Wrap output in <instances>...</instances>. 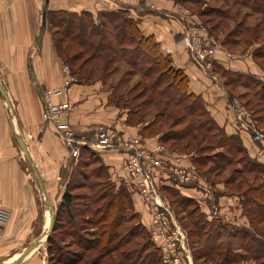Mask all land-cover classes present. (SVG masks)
Listing matches in <instances>:
<instances>
[{
	"label": "crops",
	"instance_id": "1",
	"mask_svg": "<svg viewBox=\"0 0 264 264\" xmlns=\"http://www.w3.org/2000/svg\"><path fill=\"white\" fill-rule=\"evenodd\" d=\"M235 4L249 6V1ZM185 7L173 0H0V80L14 113L11 116L0 97V262L13 261L16 257H11L20 254L47 228L46 217L38 206L44 197L45 214L46 210L49 214V205L54 212L51 198L60 190L59 179L66 178L70 162L76 163L77 160L70 155L53 124L42 121L44 89L57 91L52 95L53 102L69 103L71 111L65 120L76 135H84L91 140L95 126L104 124L115 128L124 138L140 135L144 145L151 148L162 143L160 133L147 134L142 132L140 124L126 122V111L109 102L110 91L103 81L79 83L69 80L68 71L63 69L55 53L50 33L42 29L44 8L77 13L89 11L94 18L101 11L126 9L140 32L152 36L162 52L170 56L172 65L184 72L188 92L201 98L211 119L226 135L238 137L240 147L249 158L264 165V153L258 154V147L263 145L253 142L250 133L233 120L234 108L241 103L230 96L223 79L227 75L232 77V81L247 75L263 76L249 50L239 55L238 50L231 53L221 44L215 47V54L205 62L204 69L198 68L189 57L186 34L191 29L201 35L207 34L201 31L199 19L192 17V12ZM16 133L25 145L28 160L13 141ZM82 147L100 161L106 179L116 187L123 185L127 188L132 209L138 214L141 224L148 228L151 206L129 183L123 170L124 154L111 149H93L86 144L80 145L79 149ZM160 157L167 165L192 163L191 155L169 147ZM32 167L37 171L40 185L33 180L36 178ZM165 177V174L158 176ZM158 192L171 209L167 195L174 192L183 202L194 200L205 222L221 221L230 229L248 227L249 219L240 201V193L228 192L217 185L194 188L165 183H160ZM214 208L217 209L216 215ZM14 248L21 249L11 256L9 253ZM34 250L15 264H21Z\"/></svg>",
	"mask_w": 264,
	"mask_h": 264
},
{
	"label": "rangeland",
	"instance_id": "2",
	"mask_svg": "<svg viewBox=\"0 0 264 264\" xmlns=\"http://www.w3.org/2000/svg\"><path fill=\"white\" fill-rule=\"evenodd\" d=\"M173 1L184 7L186 6L185 8L192 12V17H197L199 19V23H201V31L206 32L208 37L213 38L215 41L214 42L209 38L214 50L215 47L221 44V41L226 38L228 39V42L225 48L231 53H237L235 51L238 50L239 55H244L249 50L248 52H250L252 60L255 62V65L258 67L263 77L255 78L254 76H246L240 79L234 78V80L232 81V77L228 75L232 81V84L227 85V89L231 96L237 99L239 101V104L241 103L240 109L252 120L256 130L264 135V58L253 53L257 47H259L258 49L264 50V15L261 14V11H264V0L259 1L261 2V4H259L260 12H256L252 8L250 3L249 6L235 3H232L231 5L229 4L227 6V1L231 2V0H227L225 4L222 2V0ZM212 7H220L221 10H225V12L223 14L219 12H213L212 9L214 8ZM219 19H223V25L221 27L214 25ZM42 24V29H47L51 37L52 33H55L54 37L56 39L60 37V28L57 29L55 26H51L49 28L47 27V25H44V23ZM196 27L199 28L198 25ZM232 29H236V31L238 32L228 36V31L230 32L232 31ZM236 38L240 39L237 43L234 42ZM253 39L256 40L253 42L251 41ZM66 42L67 41L65 40L64 43ZM236 44L238 47L236 46ZM85 53L87 54V52ZM60 61L62 63L63 69L67 70L71 77H74L73 75H71L70 69H75L76 63H78L79 60H76L75 64H72V66L66 64L61 59ZM120 64L121 65L117 68V70H111L113 67L115 68V66L111 64L108 68V71L106 72L101 68L99 69L98 67L96 74H104L103 83L105 84L107 89L109 88L108 90L110 91V95H112L115 100L119 96V105L125 107V109H131V111L133 112L134 109L132 108H134L142 98L131 100V97L143 88L147 90L144 95L147 97V95L149 94V89L143 86L147 83V81L144 80L145 78L141 76L142 74L140 72L136 73L132 71L128 64H123V62H121ZM156 75L157 72L153 76H151V79L153 80ZM224 77L225 76H223V79L225 80L226 78ZM137 80L141 81V83H139L137 87L131 89V85H133ZM162 80L165 83V79L163 78ZM241 81H245V83L241 85ZM164 83L159 87L162 88L163 86H165ZM148 85L149 84H147V86ZM244 85H246V87ZM110 87H112L113 89H110ZM160 88L154 89V95L158 94ZM168 91H170L171 93L167 94L168 96L171 95L172 97L174 96L175 99H177L175 96L177 95V89L171 88ZM163 102L164 101H162V104L155 105V107H153V104H149L148 106H145L144 109L139 110L140 115H143L144 117L143 120L145 122L150 121L157 109H161V107L163 106ZM174 105L175 104L170 103L168 108L170 111L169 115H166L168 111H164L163 116L155 120L153 126H151L150 130L146 132H163L169 130L167 133L173 134V132L177 130H184V132H186L187 130V137L177 140H173L172 138L171 140H168L169 142L167 144L165 143V145L173 150L185 153L186 155H191L189 153H194L193 155H195V153L197 154V167L194 163L193 164L195 165L197 171L198 169L200 171V173L199 171L198 173L200 175L201 183L204 187L213 188L217 185L223 189H226L228 192H239L245 190L247 187L255 186L264 182V171H262L261 169L250 168L249 162L247 161L244 154L238 153L234 150L235 143L233 141H229L228 137L220 133V131L216 127L207 126L210 125V123H206L205 115L199 117L187 114L185 117L186 119H184L183 117V119H181V122H178L176 118L185 113V108L181 105ZM125 109L124 111H126ZM133 113H136L135 115H139V112L138 114L137 112ZM190 122H193L191 125L195 127L191 128ZM13 141L20 147L16 136L15 138L13 137ZM170 143L174 145L175 149L170 146ZM184 143H187L186 147H184ZM227 143H230V146H228ZM176 147H181L183 152L178 150ZM21 151L22 149L20 147V152ZM72 157H74L75 159L77 156ZM24 158L26 157L24 156ZM84 159H86V161L89 159L87 161L88 167L84 169L85 171L94 170L95 172H99V170H97L99 162L93 159L92 156H87L85 153H82L81 158L77 157L76 161L79 160L78 163L76 162L77 165L76 163H72L71 161L70 167L68 168L66 173V178L59 179L60 190L58 191V194L51 198L54 204V213L58 209L66 181L70 178H73V180L76 182L81 179H85L81 176L78 177L76 174V170H79L82 167ZM96 176H91L85 179L87 185H90L89 188H77L74 191L87 194L92 191L97 195L100 187L95 188L94 184L96 182H104L105 178L102 176ZM231 176L235 177V179L229 180V177ZM91 196L94 197L95 194H92ZM167 197V200L172 207L173 214H175L176 216V218L175 216L174 218L175 220L177 219L179 227L183 229L181 230L185 235V242L187 245L186 247L189 250L191 264H264V203L262 207L253 205L251 206V211H249V213L248 211L246 212L247 218L249 219V233L247 231V234L245 235L239 230L234 231L230 228L227 229L228 227L223 229L218 227L216 223H208L207 221L205 222V220L202 219V216L198 214V211L195 208V201L192 199L187 202H183L180 199L181 197L179 194H172L170 196L168 194ZM246 201L247 204L244 205L245 207L249 202L251 203L250 200ZM44 202L45 200L43 197L42 203L39 204L38 207L42 209V212L46 217L43 207ZM77 204L78 205L74 206V209H81L83 200L77 202ZM95 206L93 205L92 207ZM190 211L191 213H189ZM87 214L88 213H85V215ZM128 215L129 212L127 216ZM90 217L94 219V215L90 214ZM62 218L63 225L65 227L71 226L74 228L77 227V224L81 226L83 216L81 214L76 215L77 223H74L75 221H73L71 224H69L70 221L67 220L66 216H63ZM195 220L199 221V228L194 227L193 221ZM134 223V219H128V221L120 229L121 234H124L125 229L127 230V228L133 226ZM92 226L94 227V222L86 225L82 224V227L87 228V230H89ZM231 230L233 231L231 232ZM89 231H91V229ZM146 231V235L143 232L137 233V231L132 234L134 236H129L130 233L128 234L126 238L129 237V239H125V241H131L128 242V244L124 247L125 249H130L126 253H129L131 257L123 261L124 264H129L132 263L131 261H136L137 256H140V258L138 259V262L136 261V264H148V261L150 259L151 261H154L151 247L144 246L143 250H139V248L137 247V245L139 246L141 244L146 245L145 243L148 237H150L155 247H157V249L159 250V264H169L168 261L163 262V258L166 257L167 260H170L168 257L172 258V254H177V256H179L175 264H188L185 258V252L181 248L171 247L169 248V250H163V247H161L162 238L157 235L154 239L148 228H146ZM251 234L252 237H250ZM257 235L261 236V238L259 239ZM68 239L69 237L67 236L65 241H67ZM46 241L47 239H42L41 243L34 248L35 250L33 249L34 252H32L21 264H48L49 258L46 249ZM60 243L62 244V242ZM73 246L74 245H71L70 248H74ZM20 249L21 248H14L10 251L9 254L12 256L14 253L19 252ZM113 255L115 261H117V257L115 256V254ZM202 256H205L206 259L201 258ZM3 257L9 256L4 255ZM15 257L17 256L15 255L11 257V259ZM104 261L105 259L103 260V262ZM108 264H112V262Z\"/></svg>",
	"mask_w": 264,
	"mask_h": 264
},
{
	"label": "trees",
	"instance_id": "3",
	"mask_svg": "<svg viewBox=\"0 0 264 264\" xmlns=\"http://www.w3.org/2000/svg\"><path fill=\"white\" fill-rule=\"evenodd\" d=\"M226 1L227 0H222L224 4ZM242 1L243 0H231V2L227 1L226 5L228 6L232 3H241ZM245 1H249L252 8L256 12H260V0ZM212 8H214L212 9L213 12H219L221 14L225 12V10H221L220 7ZM43 13L44 25H47L49 28L51 26H55L57 29H61L60 37L57 39L54 37L55 33H52L53 46L57 56L66 64L71 66L72 64H75L76 60H79V62L76 63L75 69L70 67V73L74 76L76 82L88 83L94 80L103 81L104 74H96L98 67L106 72L112 64L115 68L113 67L111 70H117V68L121 65V62H123V64H128L132 71L136 73L140 72L142 74L141 76H143L145 78L144 80L147 81V83L143 86L149 89V94L147 97L144 96L147 90L143 88L131 97V100L142 98L141 101H139V103L132 108L134 109L133 112H137V114L139 112V115H135L136 113H133L131 109H125V107L120 106L119 96L115 100V98L110 95L109 102L112 105L126 110V122L130 124H140L142 127L141 130L144 133H155H148L146 131L150 130L151 126L155 123V120L163 116L164 111H168L166 115H169L170 111L168 108L170 103L175 104L174 106H184L185 113L176 118L178 122H181L183 117L186 119L185 117L187 114L199 117L205 115L206 123H210V125L207 126L216 127L220 133L228 137L229 141H233L235 143L234 150L238 153L244 154L249 162L250 168L261 169L264 171V165L249 158L244 149L240 147L237 136L226 135L224 131L214 122V120L211 119L204 108L201 98L194 93L188 92L187 76L184 72L172 65L170 56L165 55L162 52L159 44L152 36H145L140 32L136 21L129 17L126 9L119 8L116 10L101 11L97 14L96 18H94L92 13L89 11H81L77 13L66 10H47L44 8ZM261 14L264 15V11H261ZM214 25L221 27L223 25V19H219ZM237 32L238 31H236V29H232V31H228L227 34L230 36L231 34L233 35V33ZM65 40L67 41L66 43H64ZM239 40L240 39L236 38L234 42L237 43ZM255 40L256 39H253L251 41L254 42ZM227 42L228 39L226 38L221 41V45L225 47ZM258 48L259 47H257V50L255 49L253 53L264 58V50ZM85 52H87V54ZM156 72L157 75L152 80L151 76H153ZM225 73L226 72H224V74ZM227 76L224 80L226 86L232 84L231 79ZM163 78L165 79V83L162 80ZM139 83H141V81L137 80L130 88L133 89L134 87H137ZM163 83L165 86L160 88L159 86ZM243 83H245V81L240 82L241 85H243ZM147 84L149 85L147 86ZM111 88L112 87H110V89ZM156 88H160V91H158L157 95H154V89ZM171 88L177 89V95H175L177 99H175L174 96L173 98L171 95H167L171 94L170 91H168ZM162 101L164 102L161 109H157L152 119L145 122L143 120L144 117L143 115H140L139 110L144 109L145 106H148L149 104H153V107H155L157 104H162ZM192 123L193 122H190V125ZM193 127L195 126L191 125V128ZM168 131L157 132L160 133L159 138L163 144H167L169 142L168 140H171L172 138L173 140H177L187 137V130L186 132H184V130H177L174 131L173 134L167 133ZM186 144L187 143H184L185 146H183L186 147ZM227 145L230 146V143H227ZM170 146L174 148L172 143H170ZM176 148L183 152L181 147ZM82 153H85L87 156H92L93 159L99 162L97 167L99 172H95L94 170L85 171L84 169L88 167L87 161L89 159L87 161L84 159L82 167L79 170H76L77 176H81L86 179L97 175L96 177H104L105 181L101 183L96 182L94 184L95 188L100 187L97 195L92 191L88 194L74 191L77 188L90 187V185H87L85 179H81L76 182L73 178H70L66 181L61 195V201L57 211L54 213L52 228L46 241V249L49 258L48 264H108L110 262H112V264H124L123 261L131 257L129 253H126L130 249H125L124 247L131 241H125V239H129V237H126L129 233V236H134L132 234L136 231L137 233L143 232L146 235V228L139 221L138 214L132 209L127 188L123 185L116 187L113 183L106 179V173L102 164L93 154H91L89 150L82 147L79 149L77 157L81 158ZM189 154H191V162L196 165L198 163L196 159L197 154ZM78 161L76 162L78 163ZM231 179H235V177H229V180ZM235 193L241 194L240 201L242 204H247L246 200L251 201V203L249 202L246 207L243 205L244 211H248L249 213V211H251V206L255 205L257 207H262L264 203V182L255 186L247 187L245 190ZM92 194H95V196L92 197ZM168 194L170 196L177 193L171 192ZM82 200L83 204L81 209H74V206L79 204H77V202ZM93 205L95 207H92ZM128 212L129 215L127 216ZM85 213L88 214L85 215ZM189 213H191V211ZM79 214L83 216L81 226L77 224V227L73 228L71 226L65 227L63 225V216H66L67 220L70 221L69 224H71L73 221H75L74 223H77L76 215ZM90 214L94 215V219L90 217ZM198 214L201 215L199 212ZM128 219H134L135 223L133 226L128 227L127 230L125 229L124 234H121L120 229L124 226ZM93 222L94 227L92 226L90 228L91 231H89L90 229L87 230V228L82 227V224L86 225ZM193 222L195 228L200 227L198 225V220ZM212 223H216V225L220 228H227V225L224 223L221 224V221H213ZM227 229H229V227ZM233 230H239L245 235L247 234V231L249 233L248 227L243 226H237ZM233 230H231V232ZM67 236L69 239L65 241ZM250 237H252V234ZM257 237L259 239L261 238L259 235H257ZM60 242H62V244ZM145 244L146 245H136L139 250H143L144 246L151 247L154 261H151L150 259L148 264H159L160 253L150 237L147 238ZM71 245H74V248H70ZM113 254L117 257V261H115ZM139 258L140 256L136 257L137 262ZM201 258L206 259L205 256H202ZM104 259L105 263L103 262ZM136 261H131L132 263L129 264H136Z\"/></svg>",
	"mask_w": 264,
	"mask_h": 264
},
{
	"label": "built area",
	"instance_id": "4",
	"mask_svg": "<svg viewBox=\"0 0 264 264\" xmlns=\"http://www.w3.org/2000/svg\"><path fill=\"white\" fill-rule=\"evenodd\" d=\"M110 2H119L120 0H107ZM187 49L192 61L200 68L204 69V62L210 61L215 50L207 35L198 34L195 29H191L186 34ZM69 80L75 81L74 77ZM57 91L44 89L42 92L43 108L41 113L42 121L53 124L56 132L64 141L71 156L79 154V146L86 144L93 149H111L121 151L124 154L123 170L129 178L132 188L142 197L143 201L151 206V219L148 230L152 237L158 235L162 238V249L181 248L185 252V258L188 264H191L189 250L186 247L185 235L183 229L179 227L177 220L169 204L159 196L158 187L160 183L175 186H192L197 188L204 187L200 180V175L193 163L187 165L172 164L167 165L162 161L160 155L167 152V147L157 143L154 147L145 146L143 138L140 135L124 138L115 128L98 124L93 129L91 140L84 135H76L74 130L65 120L71 107L68 102L55 103L52 101V95ZM233 120L238 123L241 129L250 133L253 142L258 143V154L264 153V135L259 133L252 120L243 113L240 106L234 108ZM166 175L165 178H158L159 175ZM217 209H213L216 215ZM182 229V230H181ZM163 258V262L175 264L179 256L172 254V258Z\"/></svg>",
	"mask_w": 264,
	"mask_h": 264
},
{
	"label": "water",
	"instance_id": "5",
	"mask_svg": "<svg viewBox=\"0 0 264 264\" xmlns=\"http://www.w3.org/2000/svg\"><path fill=\"white\" fill-rule=\"evenodd\" d=\"M42 21H44V13L42 15ZM0 95L1 97L3 98V100L5 101L10 113H11V116H13V109H12V104L10 102V99L1 83V80H0ZM16 136V139L22 149V152L24 154V156L28 158V154H27V151H26V148H25V145L21 139V137L19 136V134H15ZM33 169V173L35 175V178L37 180V182L39 183L40 185V179L38 177V174H37V171L34 167H32ZM48 210H49V224L47 226V228L36 238L34 239L32 242H30L21 252L20 254L18 255V257H16V259H14L13 261L11 262H8V263H4V262H0V264H15L17 263L19 260H21V258H23L24 256H26L28 253H30L35 247H37L40 243H41V240L42 239H47L50 231H51V228H52V223H53V218H54V212H53V209H52V206L49 205L48 207Z\"/></svg>",
	"mask_w": 264,
	"mask_h": 264
},
{
	"label": "bare ground",
	"instance_id": "6",
	"mask_svg": "<svg viewBox=\"0 0 264 264\" xmlns=\"http://www.w3.org/2000/svg\"><path fill=\"white\" fill-rule=\"evenodd\" d=\"M14 124H15V120H14ZM48 223H49V214H48V212H47V210H46V219H45V226L46 225H48ZM29 254V253H28ZM27 254V255H28ZM19 255V254H18ZM18 255H17V257H18ZM26 255V256H27ZM25 257V256H24ZM16 259V258H15ZM4 263H8V262H4Z\"/></svg>",
	"mask_w": 264,
	"mask_h": 264
}]
</instances>
